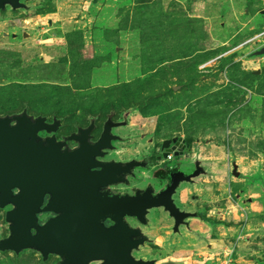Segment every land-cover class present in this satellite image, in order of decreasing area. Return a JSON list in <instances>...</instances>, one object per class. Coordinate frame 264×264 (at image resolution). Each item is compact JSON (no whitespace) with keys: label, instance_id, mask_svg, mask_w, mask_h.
<instances>
[{"label":"rangeland","instance_id":"1","mask_svg":"<svg viewBox=\"0 0 264 264\" xmlns=\"http://www.w3.org/2000/svg\"><path fill=\"white\" fill-rule=\"evenodd\" d=\"M23 1L0 9V116L27 109L62 118L66 131L115 111L127 122L116 131L128 158L185 141L173 162L190 171L199 161L205 171L174 199L219 223L209 235L233 248L216 262L180 243L159 259L264 264V0ZM156 164L129 189L159 187Z\"/></svg>","mask_w":264,"mask_h":264},{"label":"flooded vegetation","instance_id":"2","mask_svg":"<svg viewBox=\"0 0 264 264\" xmlns=\"http://www.w3.org/2000/svg\"><path fill=\"white\" fill-rule=\"evenodd\" d=\"M26 7L27 4L21 8ZM25 112L34 117L46 116L48 123H53L56 119L60 120L56 130L49 132L44 128L38 132L40 140L53 137L56 143L63 142L62 152L59 149L55 151L57 155L79 148L80 141L69 137L78 134L80 129L89 128L92 123L94 127L89 135L90 145L102 137L109 117L119 124L111 128L112 136H116L111 140V147L101 149L103 155L99 154L93 160L96 164L91 168L94 179L92 178L88 192L83 190L84 186L77 177L73 183L69 180L66 182L64 173H59V170L49 172L47 169L44 173H30L24 180L23 177L16 179L9 189H0V241L8 238L11 240V247L0 248V258H7L9 264H127L124 262V256L128 253L129 233L132 227L142 230L144 235L141 238L146 236L144 243L131 249L135 259L156 260V264H174L172 260L159 259L157 251L161 250V246L151 234L154 226L151 224L149 214L153 209L148 214V222L142 224L138 219L125 214L126 208L122 201L125 195L134 193L140 188L129 189L138 171L150 169L154 160L162 163L156 164L151 169L153 179L160 182L159 187L155 186L157 191L169 183L174 171L181 170L188 173L194 171L197 167L196 162L190 171L182 169L173 162L175 151L168 153V156L173 155L172 158L163 157L167 148L162 150V144L142 155L141 158H128L122 155L124 150L119 148V143L127 140L116 129L126 126L127 122L115 120L112 114L101 125L96 118L90 117L87 124L77 125L64 131L63 120L57 116L50 118L44 114L36 115L28 112L27 109L8 115L17 116ZM12 123L15 124L16 121ZM85 135L83 134L81 139H84ZM174 144L171 142L168 148ZM93 151L94 149L90 148L87 153L90 156H84L91 158ZM133 159L146 165L135 166L132 177L125 163ZM104 165H106L105 177H99ZM149 183L151 182H147L145 186ZM184 183L194 184L191 181L182 182L181 185ZM184 210L199 214L197 210ZM213 216L219 215L216 213ZM189 218L186 219L187 223ZM171 220L172 234H175L174 220ZM146 246L152 251L150 255L143 253Z\"/></svg>","mask_w":264,"mask_h":264},{"label":"water","instance_id":"3","mask_svg":"<svg viewBox=\"0 0 264 264\" xmlns=\"http://www.w3.org/2000/svg\"><path fill=\"white\" fill-rule=\"evenodd\" d=\"M8 5L13 9H18L25 7L26 3L22 0H0V9H6ZM28 35L25 32L24 36L27 37ZM261 53H264V48ZM45 59H50V56L46 55ZM14 120L16 121L15 124L12 123ZM116 124L119 123L114 122L109 117L105 123L102 137L92 145L89 143V135L94 123L87 129H80L78 134H73L69 137V139L80 141L79 148L57 155L55 151L59 149L62 152L63 142L56 143V139L53 137L40 140L38 132L44 128L49 132L56 130L60 125L59 119H56L53 123H48L46 116L39 115L34 117L26 112L17 116H0V189H9L16 179L23 177L22 179L24 180L30 173H44V170L47 169L49 172H57L59 170V173H64L66 182L69 180L73 183L77 177L82 186H84L83 190L88 192L92 178L94 179V173H92L91 168L96 164L93 160L97 155H103L104 152L101 149L111 147V140L116 137L112 136L111 128ZM83 134L86 135L84 139H81ZM171 142L175 144L168 148ZM184 142L177 138L164 140L162 150L167 149L164 151L163 157L167 158L168 153L171 151H175V155H182L186 145ZM183 144L184 147L181 150L180 148ZM90 148L94 149V151L91 158H88L86 156H90L87 154ZM137 165L145 166L146 163L136 159L125 163L132 177L134 176L133 168ZM196 165V169L190 173L181 170L174 171L169 183L159 191L156 190L152 183H149L145 187L137 188L134 193L125 195L122 201L126 208L125 214L138 219L142 224H146L148 222V214L152 209L163 208L168 213V216L174 220L173 230L178 232L180 226L187 223L186 219L196 216V213L182 210L177 205L174 195L182 182H191L204 173L205 168L199 161H196ZM104 168H106V165L100 171L99 177H105L106 169ZM235 173L239 175L238 171H235ZM130 228L129 248L127 255L124 256V262H127V264H156V260L135 259L132 256L131 249L137 247L140 243H144L146 236L141 238L144 234L140 228ZM10 243V238L0 241V248L8 249L11 247Z\"/></svg>","mask_w":264,"mask_h":264},{"label":"crops","instance_id":"4","mask_svg":"<svg viewBox=\"0 0 264 264\" xmlns=\"http://www.w3.org/2000/svg\"><path fill=\"white\" fill-rule=\"evenodd\" d=\"M194 189L195 191H199V188L196 185H194ZM154 210L155 208L149 214L151 224L154 226L151 234L155 237L156 242L160 244L161 248L166 249L167 247L168 251H171V249H174L181 243L180 245H182V248L180 250L184 251V253L194 251V257H199L200 255V257L204 256L206 259L215 258L216 262H223L225 259L222 260L221 257L224 255L228 256L231 252L233 246L227 244L224 238L212 237L213 235H211V233L209 235V230L220 229L221 227L219 223L208 221L207 218H209V216L202 215L204 218H201L197 214L196 216L191 217V219L188 220V223L182 225L179 232L172 234L171 227L173 221L169 219L168 213L164 212L156 215ZM218 217L220 220H223L222 217ZM221 222L226 224L227 219ZM225 231L234 230L233 227H229ZM206 238L209 239V242L206 241ZM242 258L243 257H240L238 260L240 261ZM245 260H249V258H246Z\"/></svg>","mask_w":264,"mask_h":264},{"label":"trees","instance_id":"5","mask_svg":"<svg viewBox=\"0 0 264 264\" xmlns=\"http://www.w3.org/2000/svg\"><path fill=\"white\" fill-rule=\"evenodd\" d=\"M257 76V75H256ZM259 76V75H258ZM257 76V77H258ZM116 112L115 111H112L111 114L114 115ZM201 218H204L202 215L198 214Z\"/></svg>","mask_w":264,"mask_h":264},{"label":"built area","instance_id":"6","mask_svg":"<svg viewBox=\"0 0 264 264\" xmlns=\"http://www.w3.org/2000/svg\"><path fill=\"white\" fill-rule=\"evenodd\" d=\"M181 147V146H180ZM182 147H184V144H183V146ZM182 147L180 148V149H182ZM173 157V155L171 154V155H169L168 156V158H172Z\"/></svg>","mask_w":264,"mask_h":264}]
</instances>
